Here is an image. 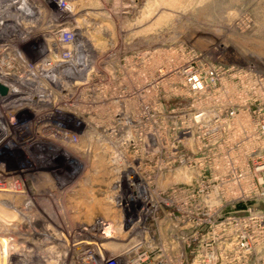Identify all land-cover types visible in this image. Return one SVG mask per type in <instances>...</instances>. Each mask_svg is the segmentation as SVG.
Instances as JSON below:
<instances>
[{"label": "rangeland", "instance_id": "obj_1", "mask_svg": "<svg viewBox=\"0 0 264 264\" xmlns=\"http://www.w3.org/2000/svg\"><path fill=\"white\" fill-rule=\"evenodd\" d=\"M0 83V264H77L80 228L116 221L122 202L137 215L142 200L163 264L178 262L182 202L200 224L195 264H264L221 257L225 222L264 220L251 165L264 158V0H0ZM206 155L217 194L175 195L178 158L203 175Z\"/></svg>", "mask_w": 264, "mask_h": 264}, {"label": "built area", "instance_id": "obj_2", "mask_svg": "<svg viewBox=\"0 0 264 264\" xmlns=\"http://www.w3.org/2000/svg\"><path fill=\"white\" fill-rule=\"evenodd\" d=\"M67 69L71 70V65ZM77 66L75 67V70H71L70 72L66 73H72L76 70H78V67L80 64H75ZM45 66V65H44ZM46 69H43V73L47 74L49 72H56L60 67H63V64L60 66H56V64H46ZM56 68L55 71H44ZM66 69V70H67ZM64 70V71H66ZM62 70V72H64ZM79 71V70H78ZM65 73V74H66ZM48 75V74H47ZM210 75L212 73L210 72ZM211 81V80H210ZM66 97V96H65ZM64 97V99H65ZM80 102L79 104H81ZM64 104H70L71 106H78V102H72L70 100L66 99V102L64 101ZM198 114L197 116H199ZM43 129L48 130L50 128L49 124H44ZM63 135L60 136L61 143L65 144L68 141V132L64 129L63 132H61ZM210 145V143L208 144ZM207 149V148H206ZM208 154L210 153V149L206 150ZM253 161H251L252 165V172L253 175H258L257 181L263 182L264 179V158L262 155L254 154L253 155ZM201 164H204V170L205 174H200L196 172V161L191 159H182L181 157L178 158L179 162V170L181 168H184V182L182 183L180 181V174L178 176L179 181L177 182L178 189L175 192V195H180L181 193H184L185 191L188 192L189 197H194L198 193H203L204 195H212L213 191L217 194V188H213L210 184V164L212 161V158L209 155L204 156V158H201L200 160ZM235 177L237 179L242 178V174H235ZM182 180V178H181ZM227 178L225 175V172L220 175V192L225 194V186H226ZM260 182V183H261ZM182 187V188H181ZM139 197V196H138ZM137 198V196L135 197ZM132 197H130L129 201H132ZM140 200V198H138ZM143 201V205L145 207L138 212L137 215L141 218V220L135 219L134 217L137 216L134 213H131L130 207L128 204L120 203L119 206L120 209H118L119 217L116 221H113L112 223H107V221H100L99 223H95L92 226H85L83 228H80L78 233L76 234V238L73 241L74 245V257L77 262V264H147V262H150V259L154 260L155 262H158V264H163L162 261V248H155L150 247V245L147 242V236L145 235L146 232L143 231V226L141 223L143 217H147L149 215V209L147 204L148 202ZM142 203V202H141ZM185 202H182L181 204H177L174 208V211L176 213V216L173 218V249L175 254V260L178 261L176 264H182L181 259L184 257L186 258L185 250L188 251L187 253V261L184 262V264H195L196 259V253H195V243L197 241V234H196V228L198 225L197 221L195 220L194 216L191 215L190 211L186 212V207L184 206ZM179 213V215H177ZM143 215V216H142ZM205 224H208L209 227H211V222L207 221ZM138 225H141L142 231L137 230ZM236 226L238 229L243 228L244 232L241 233V235L235 239V236L232 239H229V236L231 235L229 229L230 227ZM223 229L226 235V238L224 240L223 244V250L221 257L225 261H229L232 259H239L242 261L253 259L255 261L264 260V252L258 253L256 252L259 247V244L263 240V234H264V220L263 222H254V221H242L237 222L236 224H233V222H225L223 225ZM108 245H122L121 250H118V253L116 254H110L111 247L103 246ZM210 245H208L205 249L204 257L206 259L213 260L215 259L218 254V252H215L214 248ZM262 244V243H261ZM157 249V252L159 253L158 256L154 258H150V254L152 250ZM264 250V249H261ZM183 253H182V252ZM185 255V256H184ZM220 257V255H219Z\"/></svg>", "mask_w": 264, "mask_h": 264}, {"label": "bare ground", "instance_id": "obj_3", "mask_svg": "<svg viewBox=\"0 0 264 264\" xmlns=\"http://www.w3.org/2000/svg\"><path fill=\"white\" fill-rule=\"evenodd\" d=\"M32 8H33V7H32ZM15 17H16V16H15ZM2 21H3V20H2ZM10 21H11V19H10ZM3 24H4V23H3ZM3 24H2V25H3ZM18 26H19V25H18ZM3 28H4V27H3ZM1 29H2V28H1ZM17 29H18V28H17ZM1 31H2V30H1ZM13 31H14V30H13ZM21 31H22V30H21ZM24 31H25V30H24ZM52 31H53V30H52ZM52 31H49L48 34L46 35L48 38H51V40H52V38H56V36H57V35L55 36L54 33H51ZM56 31H60V30L57 29ZM14 32H16V31H14ZM42 32H43V30H42ZM19 33H21V32H19ZM26 33H27V32H26ZM24 34H25V33H24ZM24 34H23V35H24ZM27 34H28V33H27ZM43 34H46V33L43 32ZM52 34H53V35H52ZM56 34H58V33H56ZM30 35H31V34H30ZM50 36H51V37H50ZM61 36H62V35H61ZM67 38H68V37H67ZM56 39H58V37H57ZM60 39H61V38H60ZM18 42H19V41H18ZM53 43H54V42H53ZM61 44H62V43H61ZM59 47H60V46H59ZM64 48H65V47H64ZM4 51H5V52L8 51V53L11 54L10 49H8V48L4 49ZM73 57H74V56H73ZM5 67H6V66H5ZM7 67L10 68V66H7ZM80 67H81V65H80ZM9 70H10V69H9ZM74 70H75V68H74ZM46 71H47V70H46ZM49 71H50V70H49ZM49 71H48V72H49ZM7 72H9L8 75H11L10 73H12L11 71H7ZM41 72L43 73V71H41ZM79 72H80V71H79ZM81 73H82V72H81ZM47 74H48V73H47ZM49 74H50V73H49ZM6 75H7V74H6ZM8 75H7V76H8ZM41 75H42V74H41ZM51 75H52V74H51ZM74 75H75V74H74ZM79 75H80V74H79ZM48 76H50V75H48ZM80 76H81V75H80ZM10 77H11V76H10ZM3 79H4V78H3ZM5 79H6V78H5ZM6 80H7V79H6ZM1 81H2V83H3V80H1ZM8 83H9V81H8ZM82 83H84V82L82 81L81 84H82ZM0 84H1V83H0ZM1 85H2V84H1ZM5 89H6V88H5ZM11 89H12V88H11ZM15 89H17V88H15V86H14V90H15ZM18 89H19V88H18ZM23 89H24V88H23ZM30 94H31V93H30ZM0 97H2V100H3L2 105H3V103L6 104V103L9 101V99H5L6 97H4V96H1V95H0ZM7 98H8V96H7ZM10 100H11V99H10ZM12 100H13V99H12ZM107 245H108V244H107Z\"/></svg>", "mask_w": 264, "mask_h": 264}, {"label": "flooded vegetation", "instance_id": "obj_4", "mask_svg": "<svg viewBox=\"0 0 264 264\" xmlns=\"http://www.w3.org/2000/svg\"><path fill=\"white\" fill-rule=\"evenodd\" d=\"M78 85V84H77Z\"/></svg>", "mask_w": 264, "mask_h": 264}]
</instances>
